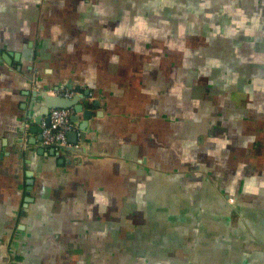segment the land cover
I'll return each instance as SVG.
<instances>
[{"label": "crops", "instance_id": "obj_1", "mask_svg": "<svg viewBox=\"0 0 264 264\" xmlns=\"http://www.w3.org/2000/svg\"><path fill=\"white\" fill-rule=\"evenodd\" d=\"M66 84L90 132L25 166ZM261 213L264 0H0V264H264Z\"/></svg>", "mask_w": 264, "mask_h": 264}, {"label": "water", "instance_id": "obj_2", "mask_svg": "<svg viewBox=\"0 0 264 264\" xmlns=\"http://www.w3.org/2000/svg\"><path fill=\"white\" fill-rule=\"evenodd\" d=\"M18 56V55H17ZM4 58L9 61V54H4ZM32 78V77H30ZM29 78V79H30ZM30 81V80H29ZM36 81V78H35ZM63 88H75L76 90H82L78 88V86H73L71 84H66V85H58L55 87H51V89H63ZM46 89L44 91V94L42 97H36L37 96V90H34L33 95L39 101V107L40 109L37 111V115L35 116V121L33 120L32 122V115L28 113L26 116H24V121L21 126V130L18 136V142L20 144V149L21 153L23 155H28L26 154L29 152L31 149H37V152L40 155H58L60 152L64 149L71 150V148H64V147H59L57 148L56 146L52 147H46L42 144V134L40 132V124L42 120L45 118L47 121V124L50 123L49 119V111L51 108H66L70 106H74L75 110L80 113L81 115L76 114L73 116L74 121L79 120V128H80V133L78 134L77 132H69L68 133V141L69 143L73 145L79 144L81 140H84L87 136V134L90 132V126H91V120L93 119L94 116V111L91 109L90 106L91 104L100 106V100L99 99H86V95L89 94L90 90L86 89L83 91V93H80L78 96L67 99L59 96H52L47 94ZM102 112L98 113V116H101ZM28 117L30 120H28ZM30 121V127L28 122ZM28 125V127L26 126ZM75 147V146H72ZM25 152V153H24ZM25 163L28 164L30 160L28 159L29 157L26 156ZM33 170H28L26 172L27 176V189H26V194L29 195L30 191L32 189V185L34 183V178H33ZM28 200V197L26 198Z\"/></svg>", "mask_w": 264, "mask_h": 264}, {"label": "built area", "instance_id": "obj_3", "mask_svg": "<svg viewBox=\"0 0 264 264\" xmlns=\"http://www.w3.org/2000/svg\"><path fill=\"white\" fill-rule=\"evenodd\" d=\"M82 90H76L75 88H63V89H48L47 94L52 96H59L67 99L74 98ZM92 92L86 95V99H92ZM81 115L78 113L74 106L66 108H51L49 111L50 123L47 124L45 118L40 124V132L42 134V144L46 147L56 146L71 148L73 144L68 141L69 132L80 133L79 123L73 120L74 115Z\"/></svg>", "mask_w": 264, "mask_h": 264}, {"label": "flooded vegetation", "instance_id": "obj_4", "mask_svg": "<svg viewBox=\"0 0 264 264\" xmlns=\"http://www.w3.org/2000/svg\"><path fill=\"white\" fill-rule=\"evenodd\" d=\"M208 84H211V83H208ZM228 88H229V87H228ZM86 89H87V88H86ZM89 90H90V89H89ZM208 90L210 91V89H208ZM209 91H208V92H209ZM214 91H215V90H214ZM90 92H92V91L90 90ZM225 93L228 94V92H225ZM92 94H93V93H92ZM214 94H216V95H214V96L219 95L217 91H215ZM175 119H176V121H177V120L180 119V117H179L178 115H176ZM262 125H263L262 123L259 124V126H262ZM26 126L28 127V125H26ZM26 156H27V155H26ZM26 156H25V155L22 156V157H23V161H24V165H25V166H26L25 160L27 159ZM28 159H29V158H28ZM223 168H224V167H223ZM174 173H176V174H183V172H181V171H180V172H174ZM26 189H27V185H26ZM26 189H25V192H26ZM237 198H238V197H237ZM237 198H236V199H237ZM229 199H230V198H229ZM236 199L232 198L231 200H232V202H235ZM262 215H263V213L260 214V216H259V218H258V223L254 222V225L257 224V227H259V229H261V226L264 225V220H263L264 218H262ZM242 221H243L244 226H246L247 228H250V226H251V221H249L245 216H243ZM262 229H264V227H262ZM235 246H236V244H235ZM239 254H241V256H240L241 258H238V259H241V260H242V259H245L244 256L242 255V253L239 252ZM259 255H260V259H262V258L264 259V251H263L262 253H260ZM252 257H253L254 259H256V256H252ZM246 259H248V258H246ZM254 262H256V261L254 260Z\"/></svg>", "mask_w": 264, "mask_h": 264}, {"label": "rangeland", "instance_id": "obj_5", "mask_svg": "<svg viewBox=\"0 0 264 264\" xmlns=\"http://www.w3.org/2000/svg\"><path fill=\"white\" fill-rule=\"evenodd\" d=\"M182 24H183V23H182ZM182 24H180V25H179V28H180V29H182V28H183V25H182Z\"/></svg>", "mask_w": 264, "mask_h": 264}, {"label": "trees", "instance_id": "obj_6", "mask_svg": "<svg viewBox=\"0 0 264 264\" xmlns=\"http://www.w3.org/2000/svg\"><path fill=\"white\" fill-rule=\"evenodd\" d=\"M75 116V115H74Z\"/></svg>", "mask_w": 264, "mask_h": 264}]
</instances>
